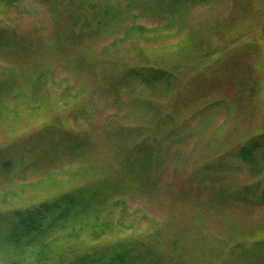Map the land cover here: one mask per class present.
<instances>
[{
  "label": "rangeland",
  "instance_id": "obj_1",
  "mask_svg": "<svg viewBox=\"0 0 264 264\" xmlns=\"http://www.w3.org/2000/svg\"><path fill=\"white\" fill-rule=\"evenodd\" d=\"M141 1L166 11L163 0ZM251 1L253 9L235 12L233 0L188 8L181 31L178 23L166 29L165 19L157 15L132 18L134 10L123 29L103 28L83 44L80 29L74 27L77 3L66 9L59 0L54 14L42 0H14L10 6L0 2V32L6 38L0 45V109L5 113L0 115V168L12 163L0 171V215L31 209L82 187L103 191L111 185L117 190L108 205L66 230L78 236V246L71 244L70 262L79 250L89 249L91 226L102 218L112 226L102 242L136 244L139 252L148 249L158 264H264V255L251 257L246 253L250 248L244 247L264 239V205H218L221 190L185 194L197 164L219 156L248 134H264V0ZM128 27L147 28L150 40L140 30L127 35ZM188 34L196 41L192 66L174 87L126 90L119 99L110 95V87L104 88L105 72L139 63L161 67L159 63L176 62L171 54H156L149 46L161 49ZM86 53L88 63H82ZM185 57L186 52L180 60ZM251 75L259 88L253 102L245 90ZM189 86L193 91L186 92ZM36 87L41 89L40 110L39 102L31 100ZM18 92L21 95L14 97ZM221 98L234 107L216 112L204 129L198 118L194 121L200 128L189 136L183 158L168 161L166 188H152L123 172L137 132L163 123L182 128L190 114ZM86 142L90 145L81 146V154L68 150ZM260 163L264 168V158ZM261 180L264 183V175L257 177L244 166L226 191L235 196L240 187Z\"/></svg>",
  "mask_w": 264,
  "mask_h": 264
},
{
  "label": "trees",
  "instance_id": "obj_2",
  "mask_svg": "<svg viewBox=\"0 0 264 264\" xmlns=\"http://www.w3.org/2000/svg\"><path fill=\"white\" fill-rule=\"evenodd\" d=\"M42 1L47 4V9L54 10V14H58L59 0ZM79 1L81 2L79 3ZM214 1L217 0H163L162 4L166 5V8L161 6L166 10L164 12L158 7L149 6L141 0H125V3L120 0H64V7L67 9L75 3L79 5L80 9L78 14L75 15L74 27L80 29L78 37L83 44L84 41L99 33L103 28H111L113 26L114 30L116 28L123 29L126 18L130 17L134 10L137 13L132 18H145L148 17V14L157 15L165 19L166 29H172L178 23L181 31L184 11L188 8L211 4ZM249 1L251 0H233V11L253 9ZM0 2H4L9 6L14 4V0H0ZM245 17L246 20H250L249 15H245ZM240 19L242 20L243 17L240 16ZM91 24L93 25L91 26ZM246 25L248 27L251 26L248 21ZM224 27L227 28L228 26L225 25ZM137 30H140L145 40H150L147 28H126L129 36L133 35ZM159 32L156 29V34ZM5 39V34L0 32V45L4 46ZM59 42L63 43L61 40ZM195 43L193 34L191 36L188 34L177 43L160 45L161 49H151V46H149V50L155 51L156 54L157 52L161 53L162 50L171 54L172 57H176L177 61L159 63L161 67L143 63L125 66L118 71L105 72L102 75L101 82L108 84L104 88L110 87L108 91L116 99H119L122 92L126 90L138 93L139 88H172L179 83L181 76L189 71L186 68L192 66L194 58L192 54L195 52ZM251 46L253 44L249 47ZM185 52L186 57L180 60ZM85 56H87V53L81 59L82 63L87 62ZM252 77L253 75L247 81V89H245L250 102H253L252 98L259 89L257 87L258 84L254 82ZM232 80L230 79L229 83L234 85L233 87H237L238 84ZM190 91H193V86L186 88V92ZM40 93L41 89L39 91V87H36L35 95H33L31 100L38 103ZM1 94L0 86V98L2 97ZM139 94L141 95V93ZM20 95L21 93L18 92L14 94V97L18 98ZM42 103H38V110L43 108ZM230 106L234 107V104L228 102V99L221 98L201 106L190 114L186 121L182 123V128H176L174 124L171 127L167 123H163V121L162 125L149 127L146 133L137 132L134 135V151L131 152V158L135 155L137 158L134 160L130 158L123 166V172L131 178L146 180L151 183L152 188H157L158 190L166 188L164 187L163 179H165V174L169 170L168 161L177 156L178 158L180 156L183 158L185 150L183 151L182 149L190 140L189 136L197 135L200 128L197 127L198 124L195 127L193 126L194 121L198 118L201 128L204 129L210 117L224 107L230 110ZM14 109H16L13 111L14 115L17 117L20 115L18 113L19 108L15 106ZM0 115L5 116L1 109ZM168 118L171 119V116H168ZM130 130L133 131V129ZM130 136L133 135L130 133ZM235 143L231 148H224V151L219 156L212 157L210 161L199 163L193 168L190 177L191 186L189 190L186 189L185 194L221 190V193L217 195L218 205L238 203L264 205V183L262 180L254 186L240 187L239 192L235 196L230 195L226 191L231 190L234 178L244 166L250 168L251 172L257 177L264 175V168L261 167L260 163V159L264 158V134H248ZM89 145L90 143L86 142V145L83 143L78 147L69 146L68 150L73 155H78L83 153L82 148ZM81 146L84 147L81 148ZM11 166V162L2 163L0 171L7 170ZM84 188L61 194L53 200L42 202L31 209L15 211L7 216L1 214L0 264H158L159 262L157 263L156 258L148 249H145L144 252L143 250L139 252L136 244H131L127 241L117 243L102 242L106 230L112 227L102 218H97L91 226L92 243L89 249H86L84 253H82L84 250H79L80 255H77V251L76 259L70 262L69 258L73 251L71 244L74 247L78 246L76 240L78 236L72 235L66 230L77 222L90 220L91 216L97 213L100 207L108 205V200H111L117 190L116 186L111 185L104 187L103 191H99L96 188L91 190ZM231 201L232 203H230ZM92 217L94 218L95 215ZM101 244H104L105 247H98ZM244 247L250 248L247 251L245 249V251L246 253H251V257L264 255V239L256 240L252 244L244 245Z\"/></svg>",
  "mask_w": 264,
  "mask_h": 264
}]
</instances>
